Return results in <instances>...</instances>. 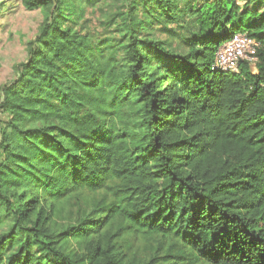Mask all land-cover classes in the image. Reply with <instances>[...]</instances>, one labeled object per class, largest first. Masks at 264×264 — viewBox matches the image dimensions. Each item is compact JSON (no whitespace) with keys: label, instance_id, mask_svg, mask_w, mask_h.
<instances>
[{"label":"trees","instance_id":"trees-1","mask_svg":"<svg viewBox=\"0 0 264 264\" xmlns=\"http://www.w3.org/2000/svg\"><path fill=\"white\" fill-rule=\"evenodd\" d=\"M99 1L19 0L45 20L0 88V264H264V9L193 5L178 54L141 32L193 0H124L118 57L76 29ZM239 34L255 61L213 71Z\"/></svg>","mask_w":264,"mask_h":264},{"label":"rangeland","instance_id":"rangeland-1","mask_svg":"<svg viewBox=\"0 0 264 264\" xmlns=\"http://www.w3.org/2000/svg\"><path fill=\"white\" fill-rule=\"evenodd\" d=\"M78 1L83 2V0ZM123 1L100 0L92 7L83 6L84 12L76 27L82 35L88 36L92 43L99 47L106 45L111 54L118 57L121 52L118 44L122 40V33L118 32V23ZM207 1L212 0H193L189 5L182 4L179 20L166 26L167 29L172 30V33L165 30L166 24H157L148 30H143L141 35H150L157 40L166 41L167 46L178 54L186 53L189 39L196 33V25L188 11L193 5H202ZM234 1L240 7L247 5L248 9L261 11L264 9L253 0ZM44 20V12L41 10L28 11L19 0H0V88L15 79L16 66L25 60L27 43L38 34ZM103 41L106 42L103 43ZM228 42L230 41L222 43L217 51H223ZM251 70L255 73L253 64ZM5 120V117L0 114V127ZM149 244L154 243L146 242L145 245L142 243L144 246H150Z\"/></svg>","mask_w":264,"mask_h":264},{"label":"built area","instance_id":"built-area-1","mask_svg":"<svg viewBox=\"0 0 264 264\" xmlns=\"http://www.w3.org/2000/svg\"><path fill=\"white\" fill-rule=\"evenodd\" d=\"M226 44L225 49L217 51L214 56L213 71L236 72L239 61H255L253 54L257 44L245 35H235Z\"/></svg>","mask_w":264,"mask_h":264}]
</instances>
